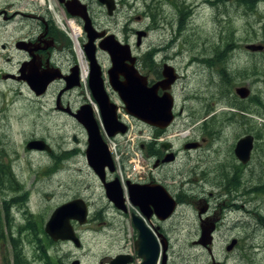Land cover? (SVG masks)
Masks as SVG:
<instances>
[{
  "label": "rangeland",
  "instance_id": "rangeland-1",
  "mask_svg": "<svg viewBox=\"0 0 264 264\" xmlns=\"http://www.w3.org/2000/svg\"><path fill=\"white\" fill-rule=\"evenodd\" d=\"M86 1H91L96 21L103 28L110 29L119 40L126 41L141 56L143 68L152 62V58L159 63L165 56L168 64L177 70L180 78L173 97L175 112L182 109V116L176 118L174 125L162 136L176 141V149L184 139L192 137V133L189 137L188 133L194 123L208 115V112L203 113V108L214 103L215 110L219 111L208 121V126L201 129L203 134L213 132L214 138L222 139L215 143L223 145L220 146L222 152L218 150L199 156L190 153V157L181 152L178 162L163 170L168 177V186L180 188L183 196L195 192L194 185L199 181L190 182L192 187L189 186L188 190L180 183L187 177V166L197 161L200 169L210 168V156L215 164V157L221 158V154L229 153L239 138L255 134L257 149L250 164L246 169L239 166L236 169L239 183L225 191V186L218 187L214 183L216 179L211 177L201 198L208 199L212 206L217 203L232 205L238 195L239 204L243 203L247 211H236V216L227 212L229 219L220 232L237 239L238 248L229 255L225 247L230 242L214 240L212 252L215 260L221 264H264V50L252 53L245 49L250 44L264 46L263 3H257L255 11L251 12L238 0H114L116 13L110 18L105 7L96 0ZM8 4L13 7H7ZM50 4L60 17L63 13L65 18L74 21L63 7L57 6V0H51ZM46 6L41 7L37 0H0V11L4 10L7 15L16 10L36 11L70 40L68 30L62 25V22L66 23L63 17L57 19ZM22 24L19 18L7 22L0 17V159L11 169L19 186L17 190H8V183H5L0 189V218L5 237L0 242V264L12 262V239L16 240L30 264H44V259L39 258L42 251L53 264H72L75 260L79 264H108L118 254L132 255L133 228L127 217L119 216L108 205L104 190L83 154L85 142L80 126L54 110L61 84L54 82L36 101L23 83L2 78L5 73L17 69L19 56L14 43L28 30ZM137 31L147 33L139 47L136 46ZM82 39L81 35L80 42ZM7 55L12 56L10 62H6ZM70 61L66 51L55 57L61 69H67ZM227 78H230L229 82L221 83ZM241 86L250 90L247 99H240L234 92ZM81 90L83 95L77 97L75 92H70L64 100L72 106L86 100L96 108L87 81L81 83ZM227 103L242 104L247 108L241 110ZM228 109L238 113H220H226ZM193 113L196 118L191 119ZM132 128L136 135L132 168L123 169L122 163L119 166L120 162L115 160L117 174L124 179L130 171L133 176H139L144 170L141 155L145 150H140L139 144L153 141L157 132L136 120L132 122ZM73 134L81 141L79 146L73 144ZM194 137L195 134L192 139ZM31 140H43L51 152L27 150L25 145ZM108 143L114 146V157L117 144L115 141ZM75 148L77 151L64 152ZM205 177V180L210 178L207 173ZM217 180L221 179L217 177ZM209 192L213 196L209 197ZM77 198L88 205L87 223L78 225L72 222L81 247L76 248L68 241L53 242L44 232L46 222L56 207ZM196 215V205H184L176 218L164 225L170 239L166 250L167 264H211L205 249L192 243L197 240ZM134 256L139 264L141 259Z\"/></svg>",
  "mask_w": 264,
  "mask_h": 264
},
{
  "label": "flooded vegetation",
  "instance_id": "flooded-vegetation-1",
  "mask_svg": "<svg viewBox=\"0 0 264 264\" xmlns=\"http://www.w3.org/2000/svg\"><path fill=\"white\" fill-rule=\"evenodd\" d=\"M37 1L40 3L41 7H44L47 4L48 8L50 9L51 4L49 2H51V0L50 1L43 0L42 2L39 0ZM78 1L86 5L88 17L90 19L92 28L96 31V33H103L100 39H96L94 41L95 47L93 49L92 56L94 55L96 63L100 67L101 76L103 78V83H104V89L108 95V98L110 102L116 105L117 122L121 123L126 128V131L123 135L117 134L115 137L112 138L117 144L116 156H117L118 163L120 162L119 166H121V163H122L123 169L124 168H126V170L131 169L132 168L131 163L133 162L134 157L136 155V141H135L136 135L134 131L130 129V125L133 121H135V119L127 115L119 99L118 94L110 87V84L108 81V71L111 68V60H110L111 58H110L109 52L106 51L105 49H102L100 44L104 40L108 39V36H113L114 40L120 43V45L127 46L128 47L127 49L128 59L125 58L124 65L127 68L134 67L140 75L145 76L147 79L148 86H152L155 83L164 80V76H163L164 67L165 66L171 67L174 75L176 76V80L171 84L170 88L166 89L165 91L169 92L172 95V97H173V91H174L175 85L179 81L180 75L177 73V70L174 69V66H172L171 64H168V60L166 59L164 55H163L164 58L159 63H157L155 59L152 58V62L148 63L143 68L141 65V56L137 55L134 52V49L132 48V46L129 45L126 41L119 40L117 36L113 32L110 31V29L103 28V26H101L96 21L94 14L91 10V1H86V2L85 0H78ZM96 1L105 7L107 15L110 18L114 17L113 15L114 13H116L115 12L116 5H115L114 0L112 1L114 2L115 8L111 14H108L107 8L103 3H101L99 0H96ZM65 5L67 7H70V0H63L62 3L59 0H57V6L59 7L61 6L65 9L66 8ZM7 7H13V5L8 4ZM51 11L54 17H56L58 13L54 10V7H52ZM61 15L64 21L66 22L65 24H63L62 22V24L65 27V29L68 30L69 37H70V40L68 39L69 41L61 34L60 31L52 27L53 24L49 22L46 17L40 15L36 11L16 10V11H13L9 15H7V13L4 10L0 11V17H2L4 21L10 22V21H14L16 18H19L20 22L23 23L21 26H25V28L28 29L25 35L14 43L15 51L18 53V56H19V59L17 61V69L14 72L5 73L4 76H7V77L9 76V77L4 80L10 79L12 81L23 83L25 87L28 89L31 98L37 101L40 99L41 95L36 96L35 93L30 89L28 83L25 80V78L29 74L30 67H33V68L36 67V71L38 73L43 70L58 69L60 75L63 76V78L61 77L60 79L53 81L49 85L51 87L54 82H58L59 84H61V87L56 95L54 110L65 115L69 119L76 122L78 126H80V129L82 133L84 134L83 139L85 143H84L83 154L85 156V151L88 145L87 131L84 128V126L81 123H79L78 119L74 115L75 114L77 115L81 106L87 105L89 104V102L86 100H82L81 102H78L75 106H72L70 105L69 101L64 100L66 95L69 94L70 92H75L77 97L83 95V90H81V85L79 87L66 90L61 95L60 93L67 85L65 78L72 73V70L75 67H77L78 71L80 72V80H81L80 61H82V63L87 67L88 75H87L86 81L88 83V77L90 74L91 66L88 61V56H89L88 52L84 48V44H86L87 42V37H86L87 34L83 32L82 30L83 22L80 18L71 17L74 20L72 21V20L65 18L63 13H61ZM57 17L58 19L62 20V17H60L59 14ZM67 23H71L74 27L80 30L79 36L76 37L75 39L72 38L73 32ZM81 35L83 38L82 42H80ZM70 41L72 42L73 47ZM75 42L78 46L77 48L76 46H74ZM17 43H21L19 44L20 45L19 48L16 47ZM5 48L6 46L4 45V49ZM76 49H78V52H77L79 53L78 55L76 53ZM63 51H66L69 54V57L71 60L67 69H61L55 62V57L57 55H60V53H62ZM156 51H159V50H156ZM5 58H6V62H10L12 60V56L10 55H7ZM105 63L107 64V66H104ZM200 63H202V65H205V63L203 62H200ZM78 77H79V73H78ZM124 79H125L124 76L120 74L118 76L117 81L121 82V81H124ZM49 86L48 88H50ZM163 93H164V90L159 88L157 91V95L160 96ZM89 94H90V98L93 99L90 90H89ZM58 98L60 101V104H59L60 106L57 107L58 109H56V100ZM192 99L195 100V98H192ZM196 100H198V98ZM73 103H76V101H73ZM213 104L209 105L206 108H203V113L208 112V115L203 117L201 121H198L197 124L194 123L192 131L188 133V137L191 136V133H192V137L194 134H195V137L193 139L192 137L184 139L179 149L175 148L174 143H176V141H172V140L166 141L164 139H161V137L165 134V131L169 130L174 125L176 118L178 119L180 116H182L181 114L182 109H180L179 112L176 113L175 105L173 106L172 113L174 115V121L168 128H166L163 131L158 130L155 127L143 124L146 127H149L150 129H156L157 132L155 134L153 141L144 142V143L139 144V149L145 150V154L141 155V159L144 162V170H142L139 176H133L132 175L133 172L130 171L129 174L124 179L123 176L119 177V175L117 174V170L114 173L106 172L104 182L107 183L114 179H118L121 189H122V195H123V198H122L123 202L120 205L121 207H117L113 202L109 201L106 198L108 201V205L111 208H113L119 216L127 217L133 228L132 232H133L134 254L132 255L131 254H118V255H128L129 257L128 264H138V262H136V258L134 255H136L139 259H141V262L139 264H142L143 262V259L138 255V249H137V243L140 241V232L137 228V225H138L137 219L140 220L143 223V225L150 231L151 233L150 236L156 241L158 245V249H159L158 257L154 264H167L166 250H168L169 248L168 243L170 239H169L168 230L164 229V225H166L167 222H169L170 220L175 219L178 213V210L182 208L184 205H190V206L196 205L197 206L196 216H197V222H198V232H197V240H193L192 242L193 245L201 247L200 245L196 244L201 234L200 225L202 221L210 220L214 222V231L212 233V244L214 240H217V239L221 241H225V242H230V243L231 241H236V245L233 247L231 251H226V247L228 246L226 245L225 251L229 253V255H232L234 253V250L238 248L239 241L234 238L231 239V238L226 237L225 235L226 233L220 232V229L225 224V222L228 221L229 219L227 212L228 213L230 212V215L231 213H233L235 216L237 215L236 211H244L245 213H247L243 203L239 204V201L241 200L240 197L238 195L235 196L234 201L236 202L232 205L226 204V203H217V205L212 206L208 202V199L201 198V196L207 190L206 187L210 185L208 183V179L211 180L212 179L211 177L216 179L214 183H217L216 185L218 187L225 186V191H227V188L229 186H232V185L236 186V184L239 183L236 178L238 175V171L236 169L238 166L241 167L242 170L246 169L248 165L250 164L253 158V155L257 149V144H256L257 141H256L255 134H246V135H250L253 137V146H252V150L250 153V159L246 163H242L235 155V151H234L235 144L240 139L239 138L235 142V144H233V147H231L229 153H225L224 155L221 154V158L215 157V160H216L215 164H213L212 156L209 157V159L211 160L210 168L208 167L206 169H200L199 162L197 161L192 162L190 166H187V170H186L187 173H185L187 177L182 179L180 183L184 184V188L188 190L189 186H191L190 182H194V181H199V182L196 185H194L196 188L195 192H189L188 195L186 196H183V193L182 191H180L181 190L180 188H176V186H172V187L168 186L166 184L168 177L166 173H163L164 169L178 162V159H179L178 155L181 152L186 153L187 157H190V153H193L194 155L199 156L201 154H210L212 152H218V150L219 152H222V149L220 148V146H223V145L215 144V143H218L222 139L214 138L213 136L215 135V133L213 132H208V133L203 134V131L201 129L203 127H207L209 124L208 121H210L211 118H215L217 113L219 112L215 110V107ZM228 110L229 111L226 113L225 112H220V113L227 114V115L238 113V111H233L230 109ZM93 116H94V119L96 120V124L98 125L100 135L102 136L104 140H106L107 138L106 136L108 134L105 131V129L102 128V119H101L99 112H98V116H96L95 113L93 112ZM191 117H192L191 119L196 118L194 113L191 114ZM187 124H191V122H188ZM71 140L74 145L76 146L80 145L81 141L79 140L76 134H73L71 136ZM178 141L181 142L180 140ZM74 150H76V148L68 150V151H64V152L70 153L71 151H74ZM85 159H86V156H85ZM212 167H214V169ZM206 173L208 174V177H210V178H207V180H205ZM217 177L221 180L218 181ZM98 181L101 184V181L99 179ZM206 183H208L207 186H206ZM101 186L103 188L102 184ZM143 187L145 188L159 187L158 190H162V191L159 196L157 197L154 196L155 198L152 196H147L145 193L138 195L134 192L136 191V189L143 188ZM130 189L132 191L131 195H130ZM163 193H166L168 196H170L175 203V206L169 216L166 215L165 210L160 208V205H159V202L161 204H164L166 201L165 198L163 197ZM208 196L209 197L213 196V193L209 192ZM140 201L146 202V204L145 203L144 204L147 207L144 204H143L144 207L141 206ZM237 205H239V207ZM162 242L165 243L164 250H163ZM205 251L207 252L206 249ZM211 251H212V246H211ZM207 254L210 258L211 264L213 261L216 263H220L215 260L213 252L211 255L208 252Z\"/></svg>",
  "mask_w": 264,
  "mask_h": 264
},
{
  "label": "water",
  "instance_id": "water-1",
  "mask_svg": "<svg viewBox=\"0 0 264 264\" xmlns=\"http://www.w3.org/2000/svg\"><path fill=\"white\" fill-rule=\"evenodd\" d=\"M59 1L61 3L63 2V0ZM99 1L106 6L108 14H111L115 8L114 2L112 0ZM65 9L67 14L71 17H78L82 20V30L87 34V42L84 44V48L88 52V61L91 66L88 77V87L93 101L98 107V112L102 119L103 129H105L108 134L107 136L110 138L116 136L117 134H124L126 128L121 123L117 122L116 105L110 102L108 98V95L104 89L100 67L96 63L94 55L92 56L93 49L95 47L94 41L96 39H100L103 33H96V31L92 28L90 19L88 17L87 7L86 5L80 3V1L70 0V7L66 6ZM136 35V44L139 46L141 39L146 36V32L137 31ZM19 44L21 43H17L16 47L19 48ZM100 46L110 54L111 68L108 71V81L110 87L118 94L119 99L124 106L125 112L134 119L149 126L158 128L160 130L168 128L174 121V115L172 113L174 100L172 95L165 91L166 89H169L171 84L176 80V76L174 75L172 68L165 66L163 71L164 80L157 82L152 86H148L145 76L140 75L134 67L127 68L124 65L125 58L128 59L127 46L120 45V43L114 40L113 36H108V39L104 40ZM263 48L264 47L262 45L254 44L246 46V49L252 52L262 51ZM78 73V68L75 67L72 70V73L65 78L67 85L61 91L60 95L66 90L80 86ZM120 74L123 75L125 79L124 81L118 82L117 80ZM8 77L3 75L2 78L6 79ZM61 77L63 78V76L60 75L58 69L43 70L38 73L36 71V67H30L29 74L25 80L36 96H42L45 94L48 86L53 81L60 79ZM159 88L164 90V93L160 96L157 95ZM235 94L240 99L244 100L249 97L250 90L245 86L237 87L235 88ZM59 104L60 101L58 98L56 100V109H58L57 107L60 106ZM93 112L92 105L87 104L81 106L77 115H74L78 119L79 123H81L87 131L88 145L85 151L86 161L88 166L101 181L106 198L113 202L117 207H121L120 205L123 202V195L118 179H114L107 183L104 182L106 172L114 173L115 167L111 154L108 150V146L100 135L98 125L96 124V120L93 116ZM252 146L253 137L250 135L241 137L235 144V155L242 163L249 161ZM25 148L27 150L46 151L48 153L51 152V148L43 140H32L26 144ZM158 189L159 187H143L136 189L134 192L138 195L145 193L147 196L157 197L162 191ZM131 193L132 191L130 189V195ZM163 197L166 201L164 204L159 202V205L160 208L165 210L166 215L169 216L175 206V203L166 193H163ZM140 202L141 206L144 207L146 202ZM87 216L88 206L84 200L80 198L70 200L54 209L45 224L44 232L53 242L68 241L71 242L76 248H80V239L76 235L72 222H76L78 225H84L87 222ZM137 221V228L140 232V241L137 243L138 255L143 259L142 264H154L158 257V245L156 241L150 236V231L140 220L137 219ZM200 227L201 234L196 244L205 248L211 255L214 222L210 220H204L202 221ZM162 243L164 250L165 243ZM235 245L236 241H231V243L226 247V251H231ZM128 263V255H118L112 258L109 264ZM72 264H79V261L75 260L72 262ZM212 264L220 263L213 261Z\"/></svg>",
  "mask_w": 264,
  "mask_h": 264
},
{
  "label": "trees",
  "instance_id": "trees-1",
  "mask_svg": "<svg viewBox=\"0 0 264 264\" xmlns=\"http://www.w3.org/2000/svg\"><path fill=\"white\" fill-rule=\"evenodd\" d=\"M262 2L264 5V0H238V3L241 5L244 4V6H246V9L248 11H255L256 7H257V3ZM180 15H182V12H179ZM264 14V13H263ZM264 19V17H263ZM64 37L65 35L63 33H61ZM263 43H264V24H263ZM66 38V37H65ZM68 40V38H66ZM231 42L232 39L230 38ZM69 41V40H68ZM263 51L257 52V53H261ZM256 53V52H255ZM230 78L227 79H223V81H221V83H225V82H229ZM259 102V100L257 101V103ZM260 103V102H259ZM228 105H230V107H237L238 109H246L247 106L246 105H234L232 103H227ZM260 105V104H258ZM263 106V105H261ZM5 183H8V190H17L19 188V186L17 185L14 177H13V172L11 171V169L7 166H4V163L1 161L0 159V189L4 188ZM2 203H4V200L2 201ZM5 212L7 213V209L5 208ZM31 224V223H30ZM33 229V228H31ZM2 238L4 237V229H3V224L0 218V242L2 241ZM47 240H49L47 238ZM10 247H11V264H30L29 260L27 259L26 255L24 254V252L22 251L21 247L17 246L16 244V240L12 239L10 242ZM43 255L40 254L39 258L44 259V264H53L48 257L45 256L44 251Z\"/></svg>",
  "mask_w": 264,
  "mask_h": 264
},
{
  "label": "bare ground",
  "instance_id": "bare-ground-1",
  "mask_svg": "<svg viewBox=\"0 0 264 264\" xmlns=\"http://www.w3.org/2000/svg\"><path fill=\"white\" fill-rule=\"evenodd\" d=\"M39 1H43V0H39ZM50 1V0H48ZM50 3V2H49ZM50 9L52 10V6H50ZM57 17V16H56ZM58 19V17H57ZM68 26L71 28L72 32H73V37L72 38H76L79 36L80 34V30L76 27H74L71 23H67ZM63 25V24H62ZM74 46H76V48L78 47L76 42L74 43ZM78 52V49H76V53ZM79 53H77L78 55ZM80 71H81V81L82 82H86V79H87V75H88V71H87V67L82 63V61H80ZM109 147H110V150H113L114 149V146L113 144L109 143ZM116 149V148H115ZM161 257V256H160Z\"/></svg>",
  "mask_w": 264,
  "mask_h": 264
},
{
  "label": "built area",
  "instance_id": "built-area-1",
  "mask_svg": "<svg viewBox=\"0 0 264 264\" xmlns=\"http://www.w3.org/2000/svg\"><path fill=\"white\" fill-rule=\"evenodd\" d=\"M114 157H115V159H117L116 153H115V156H114ZM116 161H117V160H116Z\"/></svg>",
  "mask_w": 264,
  "mask_h": 264
}]
</instances>
